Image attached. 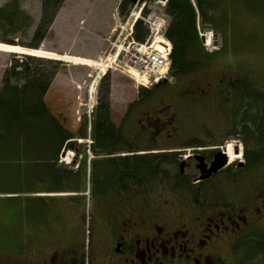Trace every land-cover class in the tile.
<instances>
[{"label": "rangeland", "instance_id": "rangeland-1", "mask_svg": "<svg viewBox=\"0 0 264 264\" xmlns=\"http://www.w3.org/2000/svg\"><path fill=\"white\" fill-rule=\"evenodd\" d=\"M10 1L0 0V8L6 7ZM40 1L17 0L20 8L31 16L27 27L17 28L14 33L12 28L0 23V39H9L13 33L16 43L2 45L4 48L14 46V50L8 49L11 52L0 50V87L2 75L10 63L21 60L18 56L13 58L12 53L24 51L60 60V68L43 100L49 111L75 136L70 143L73 147L62 149L58 156V164L75 169L81 158L93 156L88 146L91 141L88 134L92 111L97 102L98 86L104 75L94 88L89 74L94 71L95 63L104 57L119 26L133 8L123 18L118 13L120 0H64L40 44V48L55 52L51 53L22 46L33 42L32 32L39 17ZM161 2L140 0L135 10L146 6L149 11L163 16ZM204 11L205 27L201 28L200 25L198 29L205 50L212 52L214 58L199 70L196 77L205 89L201 95L197 93L189 98L181 97L180 91L184 88L182 84L171 86L172 83H166L169 86L166 93H160V89L154 91L150 86L147 88H151V96L140 101L127 113L128 105L139 98V88L146 87L137 84L129 75L117 71L107 72L113 123L118 126L124 121L122 131L125 138L135 142L145 152H182L176 168L181 167L182 163V171L190 175L191 180L195 179V175L202 178L203 174L196 167L199 162L196 156L202 158L198 150L215 149L219 150L217 154H228L231 147L232 158L227 157L230 165L243 159L242 151H234V148L241 149V146L244 150V135L233 134L241 104L237 97H228L227 88L232 81L235 78H248L256 83V88L264 91V0H204ZM207 35L211 38L208 45ZM61 55L92 59L94 63L78 64L70 57L61 59ZM156 109L165 113H158L160 119L151 121L157 114ZM143 111L153 112L152 117L147 120L151 113L143 115ZM85 119L87 136L80 138L78 133L84 132ZM192 141H196L197 145H187V142ZM119 147L126 148L123 143ZM75 158L77 161L73 162ZM234 170L235 165L231 168V171ZM262 171L264 164L259 174L253 172L239 180H232L225 172L219 171L213 178L196 183L199 191L197 202L201 205L190 204L189 199H186L189 200L187 203L181 192L173 191L168 185L169 189H160L154 185L148 194V201L159 208L165 207L175 217L195 220L191 222L192 225L202 221L217 224L218 228L211 229L215 233L210 247L220 255L221 264H239L241 252L232 249L231 238L234 235L244 238L252 233L264 236V206L256 212L254 201L243 199L244 196H251L253 191L264 197ZM86 179L81 177L73 188L77 193L65 191L50 195L43 191L27 190L22 195H16L0 191V264H48L52 258L53 264H58L60 260L62 264H106L103 259L108 253V244L105 242L103 228H99L101 224L92 220L99 214L93 211L96 205L89 200L90 192L87 188L90 183ZM137 191L143 196V189L137 188ZM71 194H78V197L64 199ZM40 195L60 199L53 202L47 200L46 204L40 206L34 200ZM20 196L22 199H16ZM162 200H167V206H164ZM168 212L163 211L164 214ZM92 232L94 242L91 241Z\"/></svg>", "mask_w": 264, "mask_h": 264}, {"label": "trees", "instance_id": "trees-1", "mask_svg": "<svg viewBox=\"0 0 264 264\" xmlns=\"http://www.w3.org/2000/svg\"><path fill=\"white\" fill-rule=\"evenodd\" d=\"M40 2L39 17L32 32L33 42L22 46H40L64 0ZM139 2L140 0H120L119 15L126 17L129 10ZM148 11L144 6L142 16ZM163 14L166 17L164 36L172 44L170 74L175 80L188 74H197L214 58L212 52L205 50L198 29L200 25L201 28L205 27L204 0H166ZM30 20L31 16L20 8L17 0H11L6 7L0 8V23L12 28L14 33L17 28L27 27ZM148 33L147 26L138 18L133 25L134 39L143 42ZM14 41L13 33L9 39H0V42L6 44H16ZM39 50L55 53L42 48ZM11 56H18L21 60L10 63L1 78L0 173L5 172L3 176L0 175L1 192L16 195H22L27 190L43 191L50 195L65 191L77 193L73 188L83 177L90 183L87 188L90 201L93 196L103 199L110 190L128 191L134 186H141L145 190L147 186L163 183L173 191L181 192L185 200H191L190 203L201 205L197 202L199 191L192 184L190 175L181 171V167L176 168L182 152H145L135 142L125 138L122 131L124 121L118 126L113 123L110 116L108 73L99 83L97 102L90 120L88 135L91 142L88 146L93 157H85L78 164L81 176L78 170L58 164L61 150L73 147L70 143L75 136L49 111L43 97L61 62L28 54L12 53ZM163 84L166 82L153 85V90L156 91ZM256 87V83L248 78H235L227 88L228 97H237L241 104L233 134L244 135L242 143L245 165L238 171H231V168L226 171V176L232 180L244 172L259 173L264 164V91L261 92ZM150 96L151 88L140 87L139 98L128 105L127 113ZM86 121L87 119L83 122L84 132L78 133L80 138L87 136ZM131 139L133 140L132 137ZM122 143L126 148L119 147ZM196 143L187 142V145L196 146ZM129 151L133 153L126 154ZM168 164L171 166H167ZM71 195L64 199L78 197V194ZM16 199H22V196ZM58 199L60 198L41 195L34 198L40 206L46 204L47 200L53 202ZM231 247L241 252L239 264H249L250 261L253 264H264V236L254 233L244 238L238 236Z\"/></svg>", "mask_w": 264, "mask_h": 264}, {"label": "flooded vegetation", "instance_id": "flooded-vegetation-1", "mask_svg": "<svg viewBox=\"0 0 264 264\" xmlns=\"http://www.w3.org/2000/svg\"><path fill=\"white\" fill-rule=\"evenodd\" d=\"M197 76L198 73L182 77L175 80L171 86L182 84L184 88L180 91V94L184 98H189L197 93L201 95L205 89L200 84L199 79L196 78ZM168 87V84L160 86V93H166ZM155 112L157 114L154 117H152L153 112L151 111H143V115H150L151 113V116H147V120L152 117L151 121H153L155 117L160 119L158 113L163 114L164 111L156 109ZM143 115L142 117L145 118L146 116ZM144 128L153 132L147 126H144ZM240 148L236 147L234 151L235 153L242 151L241 154L243 155L242 146ZM218 151L215 149L198 150L197 153L202 156L201 164L204 165V175L208 173L213 161L216 163L222 162L223 164L216 172L211 173L206 178H199L200 176L195 175V179L191 180L192 184H195V188L198 187L196 183L213 178L219 171L226 173L233 165H235V171H238L245 165L243 157L242 160L231 166L228 162V154L221 152L220 156L216 157ZM81 159L76 164L77 168L75 170H80L78 164ZM76 161L77 158L73 160V162ZM249 174L254 173L244 172L236 176V179L239 180ZM156 186L160 189H169L163 183L156 184ZM153 187L147 186L143 196L137 191V188L143 189V187L134 186L128 191L110 190L103 199L98 196L91 197L93 204L96 205L93 211L99 214V216H94L92 220H96L98 225L101 224L99 228H103L105 242L108 244L106 245L108 253L105 254L103 259L106 264H221L220 255L210 247L215 233L211 229L213 227L218 228L217 224L213 225L210 222L202 221L192 225L191 222L195 220L186 217H175L172 215L173 212H168L165 207L159 208L155 203L148 201V194L153 190ZM243 199L249 202L254 201L256 212H259V209L264 206L263 194H257L255 191L252 192L251 196H244ZM162 203H164V206L168 204L167 200H162ZM190 204L195 203L191 202ZM163 211L168 213L164 214ZM238 218L240 217L238 216ZM91 234V241L94 242V232ZM238 236L234 235L231 238L230 246ZM52 259L48 264H53ZM62 263L61 260L58 262V264ZM72 264L74 263L72 262Z\"/></svg>", "mask_w": 264, "mask_h": 264}, {"label": "built area", "instance_id": "built-area-1", "mask_svg": "<svg viewBox=\"0 0 264 264\" xmlns=\"http://www.w3.org/2000/svg\"><path fill=\"white\" fill-rule=\"evenodd\" d=\"M139 12L140 9L131 12L127 20L119 26L118 33L110 42L104 57L95 63L94 71L89 74L94 88L107 70L129 75L143 86H150L160 80L173 81L169 74L171 45L168 41L159 42L165 20L155 11L141 16L149 34L145 41L138 42L132 36V25Z\"/></svg>", "mask_w": 264, "mask_h": 264}, {"label": "bare ground", "instance_id": "bare-ground-1", "mask_svg": "<svg viewBox=\"0 0 264 264\" xmlns=\"http://www.w3.org/2000/svg\"><path fill=\"white\" fill-rule=\"evenodd\" d=\"M211 38H209V35H207V41H209ZM162 41V38H160L159 42ZM2 45H7V44H4L2 42H0V50H4V51H9L11 52L12 50H8V49H13L14 46H9V47H3ZM157 45H159V43H157ZM14 50V49H13ZM20 52V51H19ZM39 54V53H38ZM62 58L61 59H67V58H73V60L75 61V63H78V64H83V65H88V64H91V63H94V60L92 59H87V58H80V57H72V56H65V55H61ZM46 57V56H45ZM56 59H59V58H56ZM228 156L230 158H232V154H231V147H229V152H228Z\"/></svg>", "mask_w": 264, "mask_h": 264}, {"label": "water", "instance_id": "water-1", "mask_svg": "<svg viewBox=\"0 0 264 264\" xmlns=\"http://www.w3.org/2000/svg\"><path fill=\"white\" fill-rule=\"evenodd\" d=\"M7 45H11V44H7ZM29 49L30 50H32V49L36 50V48H29ZM37 49H40V46ZM20 53L27 54V52H24V51H22ZM218 156H220V154L216 155V157H218ZM201 159H202L201 157L196 156V160L199 161L198 164H197V167H198L200 173L202 174L203 171H204V165L201 164ZM222 164H223L222 162L216 163L215 161H213L211 166H210V168L208 169V173L205 174V175L202 174L201 177L202 178L203 177H208L211 173L216 172L217 169L222 166ZM180 166H181V171H182L183 164L181 163Z\"/></svg>", "mask_w": 264, "mask_h": 264}]
</instances>
